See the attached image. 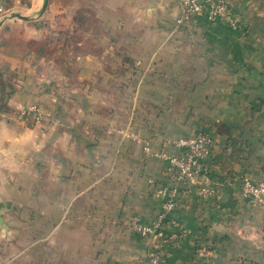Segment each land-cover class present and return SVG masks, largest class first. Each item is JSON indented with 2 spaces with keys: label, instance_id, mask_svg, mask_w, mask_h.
<instances>
[{
  "label": "crops",
  "instance_id": "crops-1",
  "mask_svg": "<svg viewBox=\"0 0 264 264\" xmlns=\"http://www.w3.org/2000/svg\"><path fill=\"white\" fill-rule=\"evenodd\" d=\"M216 1L235 26H177L179 0H86L67 54L85 38L86 52L12 79L0 67V264H148L153 249L164 264H264V209L239 192L264 183V0ZM34 105L41 124L22 117ZM200 130L214 136L208 197L181 192L178 227L137 236L159 212L148 180L179 152L166 141Z\"/></svg>",
  "mask_w": 264,
  "mask_h": 264
},
{
  "label": "built area",
  "instance_id": "built-area-1",
  "mask_svg": "<svg viewBox=\"0 0 264 264\" xmlns=\"http://www.w3.org/2000/svg\"><path fill=\"white\" fill-rule=\"evenodd\" d=\"M179 1L181 2V15L175 21L177 26L184 24L190 16H205L210 23L220 19L227 21L232 27L235 26L231 11L223 2L216 0ZM21 114L24 119L30 118L33 125L42 123L48 117L36 105L23 110ZM166 144L176 148L179 152L163 157L165 160V166L161 172L163 181L148 180L151 196L159 203V212L152 224L133 227V232L139 237L162 239L165 229L178 227V222L173 214L177 209L181 192L197 186L196 195L201 199L208 197L210 186L208 162L212 157L213 134L207 130H200L184 138L167 140ZM144 151L149 153L147 146L144 147ZM239 192L242 199L264 209L263 182L254 183L243 177L240 179ZM171 238L173 239L174 236ZM164 257L161 251L150 250L147 255L148 264H164Z\"/></svg>",
  "mask_w": 264,
  "mask_h": 264
},
{
  "label": "rangeland",
  "instance_id": "rangeland-1",
  "mask_svg": "<svg viewBox=\"0 0 264 264\" xmlns=\"http://www.w3.org/2000/svg\"><path fill=\"white\" fill-rule=\"evenodd\" d=\"M43 1L0 0V32H2L0 50L2 49L8 58L20 59L19 61L24 63L23 66L12 71L7 63H4V59H0L3 73L11 79L14 78V74L20 76L23 70L27 71L26 65L32 68L37 56H41L36 53L40 44L36 43V38L41 35L43 39L48 37L45 41L49 45L48 50L52 49L56 54H59L58 60L62 65L75 54L86 52L85 38L81 51L78 50L75 53L73 50V53L67 54L71 51L70 48H74V44H81L84 41L86 0H47L44 10L38 15ZM15 15L27 17V20L22 21ZM35 21L37 23H34ZM68 32L73 34L69 38ZM75 33L79 35H75ZM69 73L75 74L78 71L72 70Z\"/></svg>",
  "mask_w": 264,
  "mask_h": 264
},
{
  "label": "trees",
  "instance_id": "trees-1",
  "mask_svg": "<svg viewBox=\"0 0 264 264\" xmlns=\"http://www.w3.org/2000/svg\"><path fill=\"white\" fill-rule=\"evenodd\" d=\"M36 43H40L39 44V48H37L36 49V53L37 54H39V55H43V56H45V55H52V57L54 58V59H56V60H58V55L59 54H56V52H54V50H52V49H50V50H48V48H49V45L45 42L44 43V41L43 42H37L36 41ZM58 62H59V60H58Z\"/></svg>",
  "mask_w": 264,
  "mask_h": 264
},
{
  "label": "water",
  "instance_id": "water-1",
  "mask_svg": "<svg viewBox=\"0 0 264 264\" xmlns=\"http://www.w3.org/2000/svg\"><path fill=\"white\" fill-rule=\"evenodd\" d=\"M46 3H47V0H44L43 1V4H42V7H41V10L38 12V15L44 10L45 6H46ZM37 15V13H36ZM16 18L22 20V21H25L27 20V17H23V16H20V15H15ZM2 224V220L0 219V225Z\"/></svg>",
  "mask_w": 264,
  "mask_h": 264
}]
</instances>
